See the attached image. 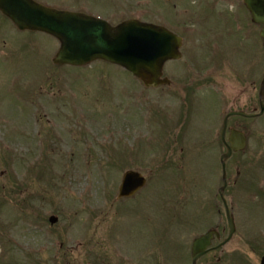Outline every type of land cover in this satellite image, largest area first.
Listing matches in <instances>:
<instances>
[{
    "label": "rangeland",
    "instance_id": "rangeland-1",
    "mask_svg": "<svg viewBox=\"0 0 264 264\" xmlns=\"http://www.w3.org/2000/svg\"><path fill=\"white\" fill-rule=\"evenodd\" d=\"M36 1L45 5L55 2ZM127 3L132 4L127 13L130 16L143 19L151 9L138 6L137 1ZM102 4L84 7L102 15L108 9ZM170 13L180 22L178 11ZM163 16L156 12L150 20L163 23ZM197 32L198 28L186 37L194 38ZM13 36L5 35L3 53L0 43V124L4 125H0V264H191L190 244L196 235L209 226L226 224L225 218L213 216L216 203L209 204L221 186V144L210 153H198L195 133L193 138L181 136L174 146L175 142L162 136L161 121L168 120L165 106L172 113V107H183L182 98L179 103L172 98L168 101L166 91L159 89L145 91L134 102L127 94L135 91L133 76L102 61L96 62L99 65L94 69L111 68L104 93L96 94L98 84L90 70L81 72L69 66L57 73L60 84L55 81L49 88V80L42 82L49 70L54 71L49 59L51 62L57 50L55 40L42 33L21 40ZM175 65L168 69L182 72L194 66L193 60L187 66ZM39 82L46 87L41 91L39 107L32 111V94ZM228 84L232 85L230 80ZM159 95L164 96L163 102ZM97 96H102L100 104ZM57 97L66 98L60 103ZM84 104L91 111L80 117L87 107ZM59 106L65 116L67 107L75 108L78 116L68 112L75 117L65 125L57 124L52 116H59ZM227 110L224 107L214 116L215 124L220 113ZM31 113L33 118H40L37 130L41 134L30 131L25 134L30 139L16 138L26 123L24 118ZM203 118L206 121V116ZM179 120L169 121L175 124ZM260 121L248 123L249 149L228 165L231 188L227 195L239 229L231 243L215 254L216 259L237 254L245 259L241 264H259L264 255V196H260V188L255 195L249 190L263 172L256 174V180L245 178L264 166V119ZM182 123L191 136V119ZM39 145L43 158L36 151ZM122 152L128 153L122 157ZM38 163L42 176L34 167ZM132 169L148 177V186L132 200L117 201L123 175ZM237 171L242 173L239 184ZM165 204L171 209V218L154 212L166 210ZM57 214L60 220L51 226L48 219ZM184 219L188 225L179 222ZM169 220L174 223L172 229L167 227Z\"/></svg>",
    "mask_w": 264,
    "mask_h": 264
},
{
    "label": "water",
    "instance_id": "water-1",
    "mask_svg": "<svg viewBox=\"0 0 264 264\" xmlns=\"http://www.w3.org/2000/svg\"><path fill=\"white\" fill-rule=\"evenodd\" d=\"M0 7L22 29L44 30L60 38L58 64L83 65L101 58L122 65L143 79L152 75L157 81L164 62L175 57V37L160 27L130 21L112 28L104 21L54 12L30 0H0ZM250 7L255 19L264 23V0H260L259 6L252 1ZM144 185L145 179L140 174L128 173L120 197L131 196ZM229 225L232 235L234 225L230 218ZM210 237L209 234L196 241L195 260L204 253Z\"/></svg>",
    "mask_w": 264,
    "mask_h": 264
},
{
    "label": "flooded vegetation",
    "instance_id": "flooded-vegetation-1",
    "mask_svg": "<svg viewBox=\"0 0 264 264\" xmlns=\"http://www.w3.org/2000/svg\"><path fill=\"white\" fill-rule=\"evenodd\" d=\"M244 0H213L214 3L220 4L221 2H225L226 4L232 6L235 9V13L232 14L230 18V23L235 28L240 30L241 36L236 39L234 43L231 45V52L234 55V59L231 61L232 65H238L239 63H242L245 61V58L248 57V43H249V36H248V27L250 21V17L248 15V10L246 9L244 5ZM104 7H107V12L114 13L116 10L119 9L118 5H116L115 0H102L101 1ZM219 65L221 68L225 67V64L220 61ZM211 79H216V76H212ZM172 84H169L166 86V88L172 87ZM196 88H206V94L204 95L205 100H210L212 97L216 96V92L219 89L222 91L225 86L224 85H218V84H209V85H196ZM228 104L231 108H238L243 109L245 107H248L251 103L253 106L260 103L259 98V90L257 87H253L251 91H249L248 88L240 89L236 92L235 96L230 95L228 98ZM234 120H238V118L230 119L228 130L226 133V136L233 130V128H236L237 130L244 131L246 130V124H240V123H234ZM233 123V124H232Z\"/></svg>",
    "mask_w": 264,
    "mask_h": 264
}]
</instances>
